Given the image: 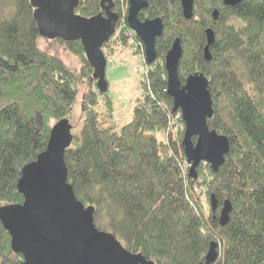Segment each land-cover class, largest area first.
Returning <instances> with one entry per match:
<instances>
[{
    "label": "trees",
    "instance_id": "16d2710c",
    "mask_svg": "<svg viewBox=\"0 0 264 264\" xmlns=\"http://www.w3.org/2000/svg\"><path fill=\"white\" fill-rule=\"evenodd\" d=\"M79 1L80 16L100 12L102 0ZM111 1L120 16L127 0ZM32 12L29 0H0V207L23 201L17 188L23 165L44 151L50 129L68 119L84 87L82 126L64 152V164L75 197L95 208L96 228L155 264H198L211 241L218 244L212 264H264V0L233 7L222 0H193L190 20L183 18L180 0H147L139 17H160L163 31L155 39L157 57L140 81L131 120L119 130L82 44L46 40L66 45L78 67L46 53L37 46L42 36ZM208 28L215 38L210 61L203 57ZM175 38L182 51L181 83L197 71L206 75L214 111L207 125L229 145L219 170L200 162L195 180L188 177L181 145L183 121L179 112L171 113L166 93L163 59ZM112 43L115 48L109 49ZM127 46L126 26L118 27L102 53L107 60L110 51ZM225 199L231 212L221 226ZM22 260L0 223V264Z\"/></svg>",
    "mask_w": 264,
    "mask_h": 264
},
{
    "label": "water",
    "instance_id": "95a60500",
    "mask_svg": "<svg viewBox=\"0 0 264 264\" xmlns=\"http://www.w3.org/2000/svg\"><path fill=\"white\" fill-rule=\"evenodd\" d=\"M242 1L222 0V4L233 7ZM29 2L38 35L49 41H79L98 91L106 93L107 65L102 48L114 35L119 18L112 10V1L102 0L104 13L90 17L75 12L79 0ZM127 4L128 26L143 44L145 63L152 64L157 57L155 39L163 31L162 19L139 18V12L147 5L145 0H128ZM180 7L183 18L190 20L193 0H180ZM212 17L217 20L216 9L212 11ZM205 39L203 57L210 61L209 47L215 39L211 28L205 31ZM181 55L180 40L175 38L163 59L167 75L166 93L172 98L171 113L179 111L182 118L181 145L187 159L188 177L195 180L200 162L209 164L213 172L219 170L229 152V145L226 136L207 125L214 111L206 75L197 71L181 83L177 72ZM71 129L72 124L67 118L54 123L44 151L34 161L24 164L21 170L17 188L23 201L0 207V223L10 236L11 250L21 254L22 264H155L140 252L133 253L124 248L110 232L96 228L95 208L85 206L75 197L64 164V152L73 140ZM209 201L211 210L215 211L214 193L210 194ZM223 201L218 216L221 226L228 223L231 212L230 202ZM217 247L218 244L211 241L204 259L198 264H212L218 257Z\"/></svg>",
    "mask_w": 264,
    "mask_h": 264
},
{
    "label": "rangeland",
    "instance_id": "374dc122",
    "mask_svg": "<svg viewBox=\"0 0 264 264\" xmlns=\"http://www.w3.org/2000/svg\"><path fill=\"white\" fill-rule=\"evenodd\" d=\"M118 22L117 27H120V25H118ZM122 23L123 22L120 21L121 25ZM46 40L47 39L40 37L37 40V46L46 53L50 55L52 54L53 56H56L59 59L63 60L67 65L78 67L76 56L69 52L66 45H64L63 43L60 44L56 41L49 43ZM134 43L135 44L127 46L125 48V51L123 52H118V50L116 49V51H112L113 53L111 51L110 53H108L112 60L109 64H106L107 66L105 69V76L108 88L105 94L110 98L111 101V108L113 109L112 119L114 120L116 130H119L122 125L130 122L134 110V101L142 91V85L140 84V81L145 76L144 73L146 68L149 67L143 61L144 52L142 51L141 42L136 41V39L134 38ZM112 44V49H114L115 44ZM135 45H138L136 51L132 49ZM106 49H108V47ZM84 90L85 88L81 87V90L76 98L77 100L71 109V113L68 116V120L70 121L72 126H74L71 129L73 135L78 134L79 129L82 126L80 103L81 96ZM98 100L100 104H103L101 95L98 96ZM100 110H105L104 106H101Z\"/></svg>",
    "mask_w": 264,
    "mask_h": 264
},
{
    "label": "flooded vegetation",
    "instance_id": "af4514ba",
    "mask_svg": "<svg viewBox=\"0 0 264 264\" xmlns=\"http://www.w3.org/2000/svg\"><path fill=\"white\" fill-rule=\"evenodd\" d=\"M145 1H147V0H145ZM105 4L107 3V2H104ZM128 3V0L125 2V6L123 7V9H122V14L119 16L118 15V17H120V18H118V21H122L123 23H122V25L121 24H119L120 25V27L121 28H123V27H125L126 26V30L128 31L127 33H130V34H132L133 36H136L135 35V33L129 28V26H128V23H127V20H126V14H127V4ZM146 7H147V5H146ZM146 7L143 9V10H141L140 12H139V14L140 13H142L143 11H145L146 10ZM112 10H113V7H112ZM114 11V10H113ZM100 12L101 13H104V11H102V5H101V7H100ZM116 12V11H115ZM139 14H138V16H139ZM140 18V17H139ZM146 18H150V17H143V18H140L141 20H143V19H146ZM116 27H117V25H116ZM120 27H119V29H120ZM118 28V27H117ZM117 29H115V31H116ZM115 34V33H114ZM138 38V37H137ZM136 41H138V42H140V40H139V38H138V40H136ZM141 44H142V42H141ZM142 51H143V44H142ZM144 63H145V54H144ZM147 64V63H146ZM148 65V64H147ZM149 65H151V64H149ZM148 65V66H149Z\"/></svg>",
    "mask_w": 264,
    "mask_h": 264
},
{
    "label": "built area",
    "instance_id": "2783aa9c",
    "mask_svg": "<svg viewBox=\"0 0 264 264\" xmlns=\"http://www.w3.org/2000/svg\"><path fill=\"white\" fill-rule=\"evenodd\" d=\"M128 34V42H129V44L131 45V44H135L134 43V36L132 35V34H130V33H127ZM112 46H113V44L111 45V47L110 48H112ZM137 47H138V45H135L134 46V48H132L134 51H136L137 50ZM111 58L109 57L108 58V61L106 60V64L108 63H110L111 62ZM144 61V60H143ZM147 70H148V68H146V70H145V73L144 74H146V72H147Z\"/></svg>",
    "mask_w": 264,
    "mask_h": 264
}]
</instances>
